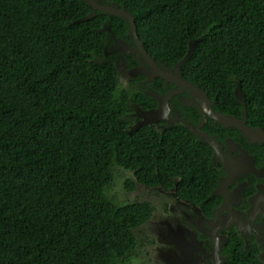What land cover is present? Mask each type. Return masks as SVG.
<instances>
[{
	"label": "trees",
	"instance_id": "obj_1",
	"mask_svg": "<svg viewBox=\"0 0 264 264\" xmlns=\"http://www.w3.org/2000/svg\"><path fill=\"white\" fill-rule=\"evenodd\" d=\"M104 1L125 6L168 65L198 39L182 76L220 98L239 79L248 119L264 126V0ZM90 11L84 0H0V264H124L151 207L107 195L115 169L142 183L177 175L196 200L215 178L208 146L183 127L127 131L100 31L127 26L99 12L76 22Z\"/></svg>",
	"mask_w": 264,
	"mask_h": 264
},
{
	"label": "flooded vegetation",
	"instance_id": "obj_2",
	"mask_svg": "<svg viewBox=\"0 0 264 264\" xmlns=\"http://www.w3.org/2000/svg\"><path fill=\"white\" fill-rule=\"evenodd\" d=\"M104 37L109 52L103 59L120 66L116 93L124 104L127 131L147 125L163 134L183 127L193 145L208 146L215 176L207 195L196 200L183 192L177 175L171 182L142 183L121 169L124 203L144 202L151 207L149 219L135 232L137 243L124 264L134 257L137 264H264V139L245 137L234 122L263 131L264 126L248 119L246 96L243 117V104L235 96L240 80L233 79L232 92L225 93L233 98H220L219 92L207 91L182 74L186 83L177 80L169 69L175 62L168 65L155 59L142 43L156 66L151 65L127 29L124 36L111 30ZM116 39L131 51H124V61H120ZM163 71L168 72L167 78L159 74ZM186 123L212 144L200 142ZM127 179L133 181V188L125 187Z\"/></svg>",
	"mask_w": 264,
	"mask_h": 264
},
{
	"label": "water",
	"instance_id": "obj_3",
	"mask_svg": "<svg viewBox=\"0 0 264 264\" xmlns=\"http://www.w3.org/2000/svg\"><path fill=\"white\" fill-rule=\"evenodd\" d=\"M84 2L88 6L91 7L92 11H90L88 14L78 18L76 20V22L88 20V19L94 17L96 15V12H99V13L105 14V15H113V16L121 17L126 22L128 35L132 36L134 38V40L136 41L137 45L140 48L141 54H143V57L146 60H148V62L151 65H155L154 64L155 62L146 53V51L142 45V41L139 39L134 16L132 15V13L127 11L125 6H123V5L120 6L116 2L107 3L104 0H84ZM105 30L107 32H111V28L108 24H104L100 28V31H105ZM197 42H198V39H196L194 41H189L188 48H187V51L184 54V56L181 59H179L177 62H175L173 64V66H171L169 68L172 71V73L174 74V76L177 78V80L184 81V80H182L180 69H181L182 64L184 62H186L190 58V56L193 54L194 46ZM115 44L117 46H119V52H120V57H121L120 61L121 60L124 61L125 60L124 51H127L129 54L131 53L130 49L128 48V44H125V42L123 40H120V39H116ZM108 52L109 51H108L107 45H105L103 48V56H106L108 54ZM115 67H116L117 71H119L120 66L118 65L117 62H115ZM167 73H168L167 71H163V72H160L159 74L166 77ZM187 85L190 87H194V89H198L197 86H192L189 83H187ZM235 96L243 104L242 113H243V117L245 118V95H244L243 90L239 86H237L235 89ZM142 123H147V121H142ZM234 124L244 134L245 137L251 138V137H254V135H256L257 137L259 136V137H262L264 139V131L262 129H260V128H248V127H246V125L243 122H240V123L234 122ZM185 126L191 132H193L195 135H197L199 137L200 142H208V143L212 144L210 139L206 138L202 133L198 132L195 128L188 126L187 123L185 124Z\"/></svg>",
	"mask_w": 264,
	"mask_h": 264
},
{
	"label": "rangeland",
	"instance_id": "obj_4",
	"mask_svg": "<svg viewBox=\"0 0 264 264\" xmlns=\"http://www.w3.org/2000/svg\"><path fill=\"white\" fill-rule=\"evenodd\" d=\"M121 171V168L115 169L113 181L106 192L107 195L118 204H122L125 202L123 197L124 195H126V191L122 188L124 184L123 176L125 175V173ZM137 259L138 257H134L133 262L131 261L129 264H137Z\"/></svg>",
	"mask_w": 264,
	"mask_h": 264
}]
</instances>
